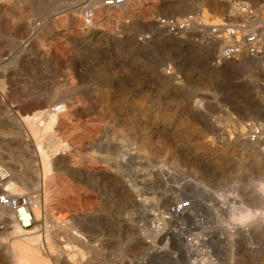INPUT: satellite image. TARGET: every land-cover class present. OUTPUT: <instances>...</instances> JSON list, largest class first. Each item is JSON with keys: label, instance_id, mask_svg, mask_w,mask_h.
<instances>
[{"label": "rangeland", "instance_id": "1", "mask_svg": "<svg viewBox=\"0 0 264 264\" xmlns=\"http://www.w3.org/2000/svg\"><path fill=\"white\" fill-rule=\"evenodd\" d=\"M41 1L6 0L0 13V195L39 202L30 208L56 257L42 264H264V63L217 65L206 29L239 17L234 2L264 28V0H179L183 17L154 3L96 12V0ZM190 14L203 25L188 38L156 23ZM59 108L35 138L27 119L45 128ZM195 200L193 221L174 215ZM5 208L0 264L18 242Z\"/></svg>", "mask_w": 264, "mask_h": 264}, {"label": "built area", "instance_id": "2", "mask_svg": "<svg viewBox=\"0 0 264 264\" xmlns=\"http://www.w3.org/2000/svg\"><path fill=\"white\" fill-rule=\"evenodd\" d=\"M130 1L132 0H103V4L106 7H115ZM232 11L239 17L226 15L222 18H210L212 25L207 26L209 41L217 45L219 51L214 63L217 62V65L222 66L227 61H241L247 57L264 63V28L257 22L259 16L256 11L245 2H234ZM156 22L168 36L182 39L194 33L196 27H202L201 24L197 25L194 14L182 19L159 17ZM199 32L202 33L201 30ZM262 66L264 68V64ZM246 128L249 131V139L256 141L261 128L252 123L247 124ZM0 204L13 211L16 221L23 226H25L24 215H32L30 202L26 197L3 193L0 195ZM188 206L190 203L184 202L183 207ZM179 208L182 206L180 205Z\"/></svg>", "mask_w": 264, "mask_h": 264}, {"label": "bare ground", "instance_id": "3", "mask_svg": "<svg viewBox=\"0 0 264 264\" xmlns=\"http://www.w3.org/2000/svg\"><path fill=\"white\" fill-rule=\"evenodd\" d=\"M6 0H1L0 2V6H1V12H7L9 9L6 7L5 4ZM41 1V0H40ZM185 1V0H184ZM42 2V1H41ZM205 2V1H204ZM149 3H154V4H158V8L163 6L165 7V10L168 11H172L173 14L176 17H183L184 15L181 14V10L182 7L180 6L179 0H132L128 3H124L122 5L118 6L125 8L127 10V12H134V11H138L140 9L145 8ZM202 3V1H201ZM206 3V2H205ZM42 4V3H41ZM95 5H99V8L96 10V12H105V11H109L111 10L110 7H106L103 4V0H96ZM203 6V5H202ZM117 7V6H115ZM203 8V7H202ZM16 9V8H15ZM17 10V9H16ZM95 11V10H94ZM112 11V10H111ZM115 11V10H114ZM118 12V11H116ZM140 12V11H139ZM11 13V12H9ZM122 13V12H121ZM126 13V12H125ZM7 14V13H6ZM93 14V13H92ZM134 14V13H133ZM2 15V14H0ZM105 15V14H104ZM125 15V14H124ZM132 15V14H131ZM195 15V14H194ZM198 15V14H197ZM71 16V15H70ZM121 16V15H120ZM74 18V17H73ZM70 20V19H69ZM198 19H196L197 21ZM199 21V20H198ZM201 21V20H200ZM208 22V21H207ZM157 23V22H156ZM202 23V22H201ZM200 23V24H201ZM94 24V23H93ZM203 25V24H202ZM204 25L205 22H204ZM208 25V24H207ZM82 26V25H81ZM92 26V25H91ZM210 26V25H208ZM52 27V26H51ZM150 29H153L154 31H158V26L157 25H152L150 27ZM208 29V28H206ZM205 29V30H206ZM11 30V29H10ZM16 30V29H15ZM14 30V31H15ZM160 33V32H159ZM55 35V34H54ZM68 35V34H67ZM169 37V36H168ZM174 38V37H173ZM171 41V40H169ZM200 47V46H199ZM2 50V49H1ZM206 50V49H205ZM40 52V51H39ZM204 53V52H203ZM38 55V54H37ZM208 57V56H207ZM229 63H226V65ZM259 68H261V61L259 62ZM31 103V102H30ZM36 104V103H35ZM42 104V103H41ZM44 104V103H43ZM43 106V105H42ZM94 106V105H93ZM44 107V106H43ZM96 107V106H95ZM29 108V106H28ZM33 108V107H32ZM41 108V107H40ZM24 109V108H23ZM34 109V108H33ZM26 110V109H25ZM29 110V109H28ZM36 110V109H35ZM31 111H34L31 109ZM30 111V112H31ZM38 111V110H37ZM41 111V110H40ZM61 109L59 108L56 111H48L45 112V115H47V127H35L34 123L37 121L38 116H35L34 118H28L27 119V123L32 124V133L33 136L35 138H39V139H44L45 137V133L47 131H49V129H51L57 122H58V117L60 114ZM29 113V112H28ZM64 114V113H63ZM61 120V119H60ZM40 123V122H39ZM44 124V122H42V125ZM62 124V123H61ZM64 124V123H63ZM62 124V125H63ZM39 125V124H38ZM44 126V125H43ZM61 126V125H60ZM62 127V126H61ZM263 127V126H262ZM56 128V126H55ZM60 129V128H58ZM55 131V130H54ZM91 136V134H89ZM88 136V135H87ZM80 138V137H79ZM89 139V138H88ZM80 140V139H79ZM93 141V140H92ZM33 143V142H32ZM64 143V142H63ZM85 144V143H84ZM91 145V144H90ZM45 146V145H44ZM24 147V146H23ZM51 147L53 148L54 152L59 151L62 147L55 143L53 145H51ZM253 146H248L249 149H251ZM32 148V147H31ZM37 153V152H36ZM38 155V154H37ZM70 156V155H69ZM64 157V156H63ZM126 157V156H125ZM69 158V157H68ZM52 161V160H51ZM71 161V160H70ZM54 162V161H53ZM60 162V161H58ZM263 166V165H262ZM262 169V168H261ZM50 182V181H49ZM50 184V183H49ZM52 185V184H51ZM12 187V190L15 188L14 184L10 185ZM50 188V187H49ZM264 190V189H263ZM14 192V191H13ZM12 192V193H13ZM21 193V192H19ZM51 193V192H50ZM15 194V193H13ZM46 194V192L44 193ZM21 197H26L29 199L30 202V207L34 206V207H38L40 206L39 202L36 201L34 198L29 197V195H19ZM260 200L264 201V193H262L260 195ZM41 201V200H40ZM168 202V201H167ZM168 203L172 204L171 201H169ZM193 205H195L194 209H189L183 207V204H181L182 208H176V210L174 211V215L177 218H180L181 220H188V221H193L195 219V214L194 211H197L199 209H201L203 207V203L199 200H195L193 201ZM260 203V202H259ZM262 203V202H261ZM260 203V204H261ZM1 205V204H0ZM3 206V205H2ZM263 207V206H262ZM261 208V207H260ZM264 208V207H263ZM262 208V209H263ZM6 210L11 211L8 207L5 208ZM261 209V210H262ZM263 211V210H262ZM13 212V211H12ZM40 211H36V213L32 214L31 216L29 215H24L25 218V226L21 225L20 223L18 224L17 222V226H15L16 228L14 230V236L15 238L18 240L17 243L12 244L8 249V255H9V259H10V264H42L47 260H56L55 257V251L53 246L50 243V237L51 234L50 232L46 229L43 233H42V229L41 226L39 225V223L41 222V216H40ZM14 214V212H13ZM198 214V213H197ZM264 215V213H261ZM15 216V215H14ZM197 216V215H196ZM13 217V216H12ZM261 220L264 219L263 216H261ZM12 220V219H11ZM259 221V220H258ZM262 222V221H261ZM14 223V222H13ZM260 224V223H259ZM263 223H261L262 225ZM45 226V225H44ZM46 227V226H45ZM261 227V226H260ZM11 228V227H10ZM259 228V227H258ZM45 229V228H44ZM175 235V234H174ZM76 240H79V236H76ZM176 237V236H174ZM35 238V239H32ZM176 239V238H174ZM15 240V239H14ZM185 240V238H184ZM183 240V241H184ZM46 244H43V243ZM178 242V241H177ZM181 243V242H179ZM45 245H47L45 248ZM60 258V257H58ZM60 262V261H58ZM61 264V263H60Z\"/></svg>", "mask_w": 264, "mask_h": 264}]
</instances>
